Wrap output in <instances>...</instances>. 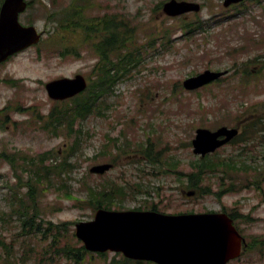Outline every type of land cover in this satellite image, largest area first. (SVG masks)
<instances>
[{
	"label": "rangeland",
	"instance_id": "obj_1",
	"mask_svg": "<svg viewBox=\"0 0 264 264\" xmlns=\"http://www.w3.org/2000/svg\"><path fill=\"white\" fill-rule=\"evenodd\" d=\"M30 1L20 20L35 24L43 35L37 44L0 64V152L37 155L49 150L52 156L48 163L64 158L74 163L69 173L61 174L69 189L48 185L41 195L40 217L54 223L70 222L63 228L79 240L77 245H83L75 235V223L92 219L96 210L87 202V184L98 187L115 181L135 190L119 198L112 209L155 206L166 213L236 212L235 221L246 238L247 251L229 264H264V178L259 187L253 180L264 173V0H244L229 6H224L223 0H189L200 3V9L177 15L164 11L167 0H95L87 9L89 21L106 12L116 13L117 19L127 22L129 42L134 40L140 52L135 54L138 62L129 64L131 69L119 78L113 91L100 97L99 112L77 119L71 134L65 128L56 133L43 127L50 111L67 102L51 98L45 83L76 73L91 81L99 60L92 43L102 34L83 40L81 30L68 32L64 42L76 41L80 55L69 51L63 55L59 50L62 43L51 33L58 14L52 16L51 12L71 0ZM206 68L227 72L195 90L184 88L185 78ZM254 116L261 122L250 131L252 134L247 133V140L228 142L210 154L240 153L251 168L234 170L223 178V187L234 184L220 196L214 193L220 186L219 174H208L204 179L211 193L200 195L195 191L187 195L194 190L187 184V173L191 162L199 157L192 146L195 129L243 122V130L245 120L248 124ZM76 139L78 143L74 144ZM127 140V150L121 149ZM151 144L150 155H146L143 151ZM106 148L111 155L101 154ZM101 162L113 165L104 173L90 171L92 165ZM18 169L29 176L28 171L23 172L20 166ZM17 182L13 166L1 158L0 211L9 214L6 220L0 217V237L13 242L19 257L25 246L40 249L45 240L27 229L22 231L19 214H11L10 185ZM24 190L26 187L21 188ZM115 256L123 257L114 251H106L103 256L91 251L82 264H109ZM27 257L19 260L21 264H37L35 257ZM50 260L45 262L73 264L65 256Z\"/></svg>",
	"mask_w": 264,
	"mask_h": 264
},
{
	"label": "trees",
	"instance_id": "obj_2",
	"mask_svg": "<svg viewBox=\"0 0 264 264\" xmlns=\"http://www.w3.org/2000/svg\"><path fill=\"white\" fill-rule=\"evenodd\" d=\"M2 1L0 0V5ZM55 1L53 0L54 3ZM94 3L95 0H71L66 6L54 8L51 12L52 16L58 14L55 19L56 24L51 33L55 34V39L62 43L59 50L63 55L67 51L69 53L76 52L77 55H80L78 50L80 46L76 41L70 42L69 44L64 42L68 32L75 33L76 30H81L83 40H87L98 33L102 34V37L97 42L92 43L94 50L99 54V60L95 63L93 68L95 75L88 82L87 88L72 97L66 98L67 102L62 107L53 108L43 124V127L56 133L59 130L64 131L65 128L71 134L73 133L77 119L85 118L95 110L99 112L101 109L100 97L113 91L114 85L119 78L127 74L131 69L132 65L129 66V64H133L134 66L138 62L136 61L137 56L135 54L138 55L140 50L139 47L134 45V40L129 42L131 29L127 22L123 19H117L116 13L107 12L99 16L97 15L95 21H89L90 17H88L87 9L92 7ZM30 4L31 1L29 0L27 8ZM245 80L248 81L249 77L245 78ZM8 107L9 105L5 106L3 110ZM3 112H5L4 116H7L8 110ZM1 113L2 110L0 111ZM245 121L247 122V120ZM259 122H261L260 117H252L248 121V124L244 123L243 130L231 142L240 143L247 140L248 134H252L250 131L256 128ZM77 131H80V129ZM77 139H79L78 136ZM77 139L74 144L78 143ZM111 140L118 141V138L112 137ZM129 143L130 141L127 140L126 146L121 147V149L127 150ZM107 145L108 143L105 146L107 147ZM75 146L72 147V150H74ZM151 146L152 144L143 151L146 155H150L149 147ZM101 154L111 155V152L106 148ZM238 154L240 155V153H236L227 156H214L215 154L199 156L191 162V170L187 173L189 177L188 186L200 195L211 193L212 189L210 188V184H203L204 179L208 174H219L220 186L218 191L214 193L220 196L222 192L232 189L233 182L223 187L224 182H221L223 178L227 175L229 176L234 170L251 168L246 163V159H242ZM51 156L52 152L49 150L40 152L37 155H28L19 152L8 153L5 150L0 152V159H6L13 166V170L18 177L17 183L9 184L11 187V214H19L22 222V231L27 229L29 233L41 235L40 239L45 240V244L40 249L34 245L25 246L18 257L15 254L13 242H9L4 236H1L0 264H21V261L23 262L25 258H28L27 256L35 257L37 264H50L49 261L45 262V259H51V262L60 256L67 257L73 264H82L87 254L91 253L83 245H77L79 240H75L73 235L67 231V227L65 226L70 222L54 223L51 219H43L40 217L41 208L39 199L41 195L48 189V185H57L59 189L63 188L65 191L69 189L67 179L61 177V174L69 173L74 166V163L67 158H64L58 163H48L47 161ZM148 158L151 161H156L154 157ZM20 160L25 161L26 164L25 162L20 163ZM175 162L177 163V161ZM19 166L23 172L28 171L29 176L25 177L21 171H18ZM54 176H57L59 179H54ZM230 178L228 177L229 180ZM263 178L264 173H258L254 176L253 180L257 187H259V183ZM23 187H26V190L21 191ZM87 190V202L93 209H96L99 206L112 208L117 204L116 202L119 201V198L121 199L122 196L127 195L128 192H132L135 188H132L131 185L119 184L113 181L110 184H101L98 187L87 184ZM67 195L70 196L69 193ZM152 208L157 209L155 206H152ZM228 213L234 220L238 218L236 212ZM8 214V212L0 211V217L2 219L6 220L5 216ZM63 225H65L64 228ZM98 254L103 256L106 255V252H99ZM109 264L157 263L146 260H133L125 256L122 259H117L115 256Z\"/></svg>",
	"mask_w": 264,
	"mask_h": 264
},
{
	"label": "water",
	"instance_id": "obj_3",
	"mask_svg": "<svg viewBox=\"0 0 264 264\" xmlns=\"http://www.w3.org/2000/svg\"><path fill=\"white\" fill-rule=\"evenodd\" d=\"M242 0H223L224 6ZM28 0H3L0 5V63L40 41L43 31L33 23L25 24L20 14ZM200 3L189 0H167L163 9L177 15L199 10ZM227 70L206 68L183 80L186 89H196L224 75ZM53 99L72 97L87 87L82 73L61 76L45 83ZM239 133L238 126L221 125L216 129L199 126L192 138L193 152L201 156L215 151ZM111 162L96 163L94 173H104ZM194 190L187 191L193 195ZM75 235L89 251L121 252L136 260L158 264H225L240 255L244 236L225 211L166 213L155 209L95 210L90 220L75 223Z\"/></svg>",
	"mask_w": 264,
	"mask_h": 264
},
{
	"label": "flooded vegetation",
	"instance_id": "obj_4",
	"mask_svg": "<svg viewBox=\"0 0 264 264\" xmlns=\"http://www.w3.org/2000/svg\"><path fill=\"white\" fill-rule=\"evenodd\" d=\"M245 122H246V121H245ZM245 122H244V123H245ZM242 123H243V122H241V123L239 124V130H240V131H242ZM246 244H247V241H245V243L243 244V248H242L241 254H240L239 256L233 258V259H230L229 261L226 262V264H229V263H231V262H233V261H235V260L240 259L241 256H242V254H244V253L247 251V247H246V246L244 247V245H246ZM252 250H253V249H250V250H248V251H252Z\"/></svg>",
	"mask_w": 264,
	"mask_h": 264
}]
</instances>
